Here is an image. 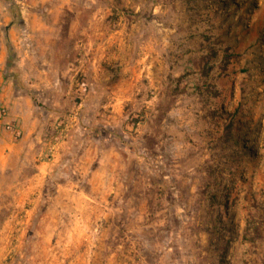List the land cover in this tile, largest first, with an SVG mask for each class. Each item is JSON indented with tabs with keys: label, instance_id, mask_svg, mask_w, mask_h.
Wrapping results in <instances>:
<instances>
[{
	"label": "rangeland",
	"instance_id": "rangeland-1",
	"mask_svg": "<svg viewBox=\"0 0 264 264\" xmlns=\"http://www.w3.org/2000/svg\"><path fill=\"white\" fill-rule=\"evenodd\" d=\"M0 1V264H264V0Z\"/></svg>",
	"mask_w": 264,
	"mask_h": 264
},
{
	"label": "crops",
	"instance_id": "crops-1",
	"mask_svg": "<svg viewBox=\"0 0 264 264\" xmlns=\"http://www.w3.org/2000/svg\"><path fill=\"white\" fill-rule=\"evenodd\" d=\"M26 6L0 1V84L3 83L2 74L22 71V59L31 52L34 43L55 42L60 37V34L50 32L53 26L43 17L44 11L50 10L48 5L34 7L32 3H26ZM22 34L26 37L23 42ZM11 56L15 57L18 66L9 65Z\"/></svg>",
	"mask_w": 264,
	"mask_h": 264
},
{
	"label": "built area",
	"instance_id": "built-area-1",
	"mask_svg": "<svg viewBox=\"0 0 264 264\" xmlns=\"http://www.w3.org/2000/svg\"><path fill=\"white\" fill-rule=\"evenodd\" d=\"M5 116V108L0 104V124L3 122V117Z\"/></svg>",
	"mask_w": 264,
	"mask_h": 264
}]
</instances>
